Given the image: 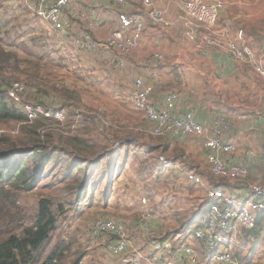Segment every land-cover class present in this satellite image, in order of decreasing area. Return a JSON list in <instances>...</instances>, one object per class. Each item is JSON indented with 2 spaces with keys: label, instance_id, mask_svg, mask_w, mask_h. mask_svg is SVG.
Instances as JSON below:
<instances>
[{
  "label": "rangeland",
  "instance_id": "rangeland-1",
  "mask_svg": "<svg viewBox=\"0 0 264 264\" xmlns=\"http://www.w3.org/2000/svg\"><path fill=\"white\" fill-rule=\"evenodd\" d=\"M153 1L155 6L170 19L171 26L168 28L159 27L145 15L146 30L143 35L142 47L140 46L124 56L128 66L125 64L122 68L115 69L110 62L113 57L106 62L96 54H89L73 46L45 21L37 18L24 1L0 0V48H4L5 54L9 58L6 64L0 65V69L6 66H13L17 69V71L9 72L6 68L5 71L0 72V79L15 75V78L19 80L35 83L41 90L50 91L53 89L52 91L61 97L63 93L67 94L65 92L70 91V94L75 96L78 101L73 107H67L65 111L63 110L66 122L72 125L73 116L80 111L84 115L74 129H70L68 124L62 130L56 129V127L55 131L50 130L54 127L53 119H47L43 116L41 119H34L29 122L31 124L29 126L38 133L42 129L45 130V127H48L51 133L52 131L56 132L49 135L48 138H44L42 143L35 141L38 139L33 128H22V123L19 122L0 123V136L3 139L7 138L19 142V147L21 145H27L28 148L32 145H44L48 149L58 146L66 150L65 153L61 150L55 153L52 151V157L35 187L28 192H17L5 199V212L0 215V233H5L7 236L19 232L13 220L18 219L19 225H29L33 222L38 200L42 197H47L55 205L60 204L66 209L58 218L55 230L43 245L37 263L31 264L42 263L61 242L68 249L64 259L59 264H115L107 256L109 254L108 249L103 244V242H107V238L102 236L96 238L90 234V226L93 220L99 216L104 217L101 212H107L110 207H108L109 204L105 205L101 202V195L106 192L110 193L109 189L107 190L109 187L107 175L102 178V173L108 171L109 161L111 163L108 155L112 152L110 159L115 161L116 167L111 178L115 176V179L123 177L124 180H127L132 177V173H130L132 164L141 163L140 161L144 158L132 147L123 145L124 135L134 134L138 138L136 146L140 144L152 145L158 140L164 139V137L148 134L147 120L142 113L133 108L129 100L134 80L140 75L143 76L141 72L146 74L141 69L139 72L138 67H140L139 64L142 59L150 56L154 51H165L167 58L164 54L163 57L174 64L175 60L183 61L185 59L187 63L208 65L211 63L210 59L205 57V59L199 60L200 58L194 56L192 51L206 49L223 52L222 48L209 43V38L217 35V32L223 28H225L226 33L225 40L229 39L228 35L238 31L239 27L246 29L248 34L252 33L250 34L251 37H248V41L244 38L240 46L249 47L254 52L258 51L262 44L264 0H224L225 7L221 13L225 12L227 16L224 15L220 18V13L217 23L212 29H201L194 39H190L186 35L178 18L181 15V4L184 0ZM127 5L131 11H143L139 0H127ZM112 8L114 7H100L99 10L103 12L104 16H106V12L107 15L111 13L112 20L114 14ZM224 17L230 22L229 27L222 28L220 26L219 21L223 20ZM77 27L83 29L84 24L77 21ZM77 31L81 30L78 29ZM138 56L141 58L138 64H134L133 61ZM4 58L7 56L5 55ZM15 59L17 61H14ZM159 65L160 62L157 65L158 68ZM204 73L210 74L207 71ZM184 76L187 77V74L183 73L180 82L175 84L176 86L179 83L177 86L180 89L177 86L176 89L180 90L181 94L189 89L188 85H184L187 83ZM191 77H194V72ZM188 78L190 79V77ZM248 80L245 81V86L246 82L250 83ZM172 81L175 82L176 80L173 79ZM192 81L196 80L191 79L190 82ZM204 81L205 79L202 77L200 85L203 86ZM210 84L215 90L221 86L219 82H210ZM206 90L205 88L202 89L201 97L209 102L214 99V96ZM62 99L64 100V97ZM23 100L28 104L38 103L25 94ZM48 101L49 98L44 97V102ZM253 106L256 107V105ZM20 107L25 111L23 104ZM71 133L88 137V143L95 144L94 151L89 153L80 148L74 150L67 147L66 138L58 134L67 136L72 135ZM22 142L24 143L22 144ZM115 142L119 143V147L117 145L118 148L115 149L117 151H112ZM183 143L184 141L175 140L171 144L174 145V149L179 150ZM139 148L135 150H139ZM178 155L180 156V152L176 153V157ZM66 159L67 164H65ZM181 161L184 162V160ZM75 164L77 166L74 168ZM119 165H121L120 171L117 168ZM70 170L75 175L73 178H67V173ZM86 174L91 176L90 181H86L84 177ZM95 178H98V186L93 188L91 182H94ZM163 179L157 180L152 185V189H150V185L144 183V179L140 180V187L148 189L140 192H122V196L126 199L122 207L126 209L123 212L125 217H135L136 219L140 208V198L145 195L150 201V208L157 215L156 227H162L161 235L164 233L168 235L189 222L198 221V223L191 224V228H189L191 231L192 225L199 224L203 218L202 214L196 217L193 215L198 209L199 198L204 196V189L184 183V178H176L175 181L170 179L171 181L165 182L162 181ZM179 179H183V181ZM101 181L102 186L104 189L106 186L107 190L103 193L100 192L99 183ZM92 188L94 190H92L93 195L98 196L94 201L91 198ZM79 189H81V193L78 200ZM10 191L14 192V189H10ZM114 219L116 220V218ZM125 222L128 225V222ZM254 227L248 239L243 237V231L238 236V244L233 248L237 264H264V222H260ZM136 233L128 226L127 235L132 245L126 254L130 255L138 250L147 256L146 243L141 233L138 234L137 231ZM158 234L157 238L161 236L160 233ZM135 235L140 239L142 238L144 242L141 239L142 242L136 244ZM189 236L190 232L187 237ZM193 241L190 239V242ZM201 250H203L202 247L198 248L199 253ZM146 258L145 261H139V264H149L146 262Z\"/></svg>",
  "mask_w": 264,
  "mask_h": 264
},
{
  "label": "built area",
  "instance_id": "built-area-1",
  "mask_svg": "<svg viewBox=\"0 0 264 264\" xmlns=\"http://www.w3.org/2000/svg\"><path fill=\"white\" fill-rule=\"evenodd\" d=\"M24 1L37 18L45 21L73 46L89 54H96L106 62L113 57L114 59H110V62L115 69L122 68L126 63L124 56L141 46L146 30L145 15L159 27L168 28L172 24L164 12L155 6L153 0H139L143 11H128L127 0H105L117 9L116 25L107 28L105 37L94 38L92 33L103 28L101 15L96 12V9L89 7L82 12L78 10L80 5H86L89 0ZM224 7V0H184L181 4L182 12L178 18L186 35L194 39L201 29H212ZM65 10L80 12L79 19L84 24L82 31H76L75 34L70 31L71 27L64 17ZM225 34V28H223L217 32V35L209 38V43L222 48L232 61L249 64L255 72L264 76V34L262 44L255 52L249 47L240 46V43L244 41L243 30H238L233 38L228 35L229 39L226 40ZM162 60L163 53L154 51L140 61V66L146 71L147 76L136 77L129 100L147 120V131L151 136L181 141L189 137H204L203 147L207 151L206 161L213 179L210 187L204 190V197L208 201L207 223L204 221L201 223L202 226L189 231V237H185L179 228L171 232L169 237L158 242L156 240L157 215L149 207L150 201L144 195L139 201L136 231L138 234L141 233L146 243L147 256L138 250L130 255L126 254L132 244L127 235L128 225L125 221L98 218L91 224L90 234L96 238L101 236L107 238V242L103 244L112 256L119 259L115 264H139V261H145V257L149 264H237L233 248L238 244V236L242 230L253 229L258 213L264 212V184H248V194L241 197L229 191L228 187H223V183L230 185L242 183L248 175L246 165L227 160V157L235 154L236 147L225 140L230 126L224 117H215L208 128L195 119L193 110H187L182 114L177 113L178 95L174 91L166 94L162 107L150 100V95L159 81L157 65ZM26 92L27 89L23 83L13 81L7 89V96L15 104L19 106L23 104L29 122L42 116L53 119L54 127L50 130H54L55 127L62 130L69 124L66 122L63 110L44 106L41 103L24 102L23 95L26 96ZM83 116L81 111L76 113L69 128L74 129ZM261 117L264 130V108ZM44 129L39 133L41 137L49 131L48 127ZM114 144L112 151H117L115 149L119 147V143ZM138 153L148 160L155 157L154 159L159 163L156 167L158 172L166 169L178 170L184 172L187 181L193 185L205 186L199 175L187 172L183 165L171 161L164 155L152 156L150 151L142 147L139 148ZM190 239L194 241L190 242ZM200 247L205 251L201 250L199 253Z\"/></svg>",
  "mask_w": 264,
  "mask_h": 264
},
{
  "label": "crops",
  "instance_id": "crops-1",
  "mask_svg": "<svg viewBox=\"0 0 264 264\" xmlns=\"http://www.w3.org/2000/svg\"><path fill=\"white\" fill-rule=\"evenodd\" d=\"M87 7L96 9V12L101 15V18L103 20V28L99 31L93 32L92 36L94 38L105 37L107 28L109 26L116 25L115 12L117 11V9L112 8L114 14L113 19L111 20V13H108L109 15H107L106 12V16H104L103 12L99 10L100 7H111L109 2L105 0H89L86 5H80L78 10L82 12ZM127 10L131 11L129 8H127ZM80 12H69L67 10L64 11V17L71 27L70 31L74 34L78 29L82 31L81 28L77 27V21L82 22L79 19ZM222 13L220 18L224 15L227 16L225 12L223 14ZM226 19L227 18L224 17L223 20L219 21L222 28L225 26H230V22ZM114 21L115 23H113ZM239 28L240 29L238 30H243V33L245 32L246 35L244 34V38H246V40L248 41V37H251L250 34L252 33L248 34L246 29H244L243 27ZM236 32L230 34V38H233L236 35ZM143 39L144 37L142 38L141 47ZM164 52L162 53L166 57V54ZM192 53L194 54V56L199 57V60L205 59V57L206 59H210L211 63L205 66H201V64L199 63H187L186 60L181 57L183 61L175 60L174 64L173 62L168 61L163 57L164 60L160 62L158 68L159 81L156 83L150 95V100L159 107H162L166 94L170 91H174L178 95L177 113L182 114L187 110H193L195 112V119L208 128L211 125V121L215 117H224L230 126L229 132L225 135V140L230 141L236 147L235 154L227 157V160L234 163L246 165L248 168V175L245 181L242 183H236L233 185L223 183V187H228L229 191L235 192L239 197L246 196L248 194V184H264V130L262 128L263 120L261 117V112L264 108V76L256 73L249 64L232 61L229 58L228 54L222 51L205 49L202 51H192ZM141 56H138L136 60L134 59V64H138ZM125 64H127L128 66V62H126ZM140 67H138L139 72L140 69L142 71L144 70L142 67ZM170 70H172L171 73ZM206 71L210 72V74L204 73ZM193 72L194 77H191L193 75ZM183 73L187 74V77L184 76L186 77V79H184L187 80V83H185L184 85H188L189 89H186V92H184V94H181L180 90H178L180 89V87L177 86L179 83L176 85L178 89H176L175 84L177 82H180V78L183 76ZM141 74L144 77L147 76V74L143 72H141ZM188 77H190V79ZM202 77L205 79L203 86L200 85V80L202 79ZM173 79H175L176 81L173 82ZM191 79H194L196 81L190 82ZM246 80H248V82L250 83L246 82L245 86L244 83ZM210 82H219L221 83V86L215 90ZM203 88L207 89L206 91L212 94L214 96V99L206 102L201 97ZM222 94H224V96H222ZM253 105H256V107H254ZM124 136L125 137H123L122 139L124 146L132 147L134 151H138L135 149H137L138 147H142L150 151L152 156L158 154L164 155L171 161L183 165L184 169H186L187 172H192L199 175L205 185L204 187L199 186L200 188L205 190L206 187H210L213 179L210 176L209 167L206 161L207 151L203 147L204 137H189L184 140V143L180 146L181 149L178 150L174 149V145L171 144L175 140L173 141V139L168 137H164L162 141L158 140L157 143L152 145L140 144L136 146L138 138L134 136V134ZM153 152L156 154L154 155ZM179 152L180 156L178 155V157H176V153ZM111 153H109L108 155L109 160H111V163L110 161L108 163V171L102 173V178H104L106 175L108 177L109 187L107 188V190L109 189L110 193L106 192V186L105 189L102 186L103 180L99 183L100 192H106L101 195V202H103V204L105 205L109 204L108 207H110L107 212H101L103 213L104 217L99 216L96 219L116 218L117 220L127 221L129 229L131 228V230L136 233L135 217H125L123 213L124 211H126L125 208H122L126 199L122 196V192H140L141 190L144 191L145 189H148L145 187L142 189L140 187V180L144 179V183L146 185H150V189L153 188L152 185H154L157 180H160L162 178H164L162 180L163 182L171 181L170 179H173L175 181L176 178H184V181L183 179L179 180H182L184 183L193 185L191 182L187 181L184 172L170 169L158 172L156 167L159 166V163L156 161V159H154L155 157H152L151 160L142 159L140 161L141 163H138L136 165L132 164V167L130 169L132 177L128 178L127 180H124L123 177H118L117 179H115L114 176L111 178L114 171L116 170L115 161L113 159H110V156L112 155ZM179 159L184 160V162ZM117 168L118 171H120L121 165H119ZM84 177L86 181H90V175L86 174ZM91 183H93L92 186L93 188H95L98 184V178ZM101 187H103V189H101ZM93 188L91 189V198L94 201L98 196L93 195ZM80 193L81 189H79L78 200L80 198ZM203 203H205V207L203 206ZM111 208L112 210H110ZM207 211L208 201L203 196L202 198H199L198 209L194 212V215L198 216L202 214L205 220ZM261 213L264 214V212H259L258 214ZM96 219H94L93 222ZM135 236L136 244L142 242L137 235ZM108 253L109 254L107 256L111 258L114 263L119 260L118 258L112 256L109 251Z\"/></svg>",
  "mask_w": 264,
  "mask_h": 264
},
{
  "label": "trees",
  "instance_id": "trees-1",
  "mask_svg": "<svg viewBox=\"0 0 264 264\" xmlns=\"http://www.w3.org/2000/svg\"><path fill=\"white\" fill-rule=\"evenodd\" d=\"M7 58H4V56ZM9 60L8 55L5 54L4 48H0V65L6 64ZM14 61H17L16 59ZM10 71H17L13 66H6L0 69V72L5 71V69ZM13 74V73H12ZM11 79V81H9ZM19 81L22 82L26 89V95L28 98L34 102L43 104L44 106H52L60 110H66L67 107H73L74 104L78 101L75 96H72L70 91H66L62 95L64 100L58 93L50 90H41L35 83L30 81H22L18 78H15V75H10L8 77H2L0 79V123L10 124V123H22V128H33L30 127L28 117L22 108L13 103L7 96V89L11 82ZM39 85V83H37ZM44 97H48L49 101L44 102ZM72 112V109H70ZM67 112V111H66ZM38 117L36 119H41ZM33 125V124H32ZM33 132L37 135V139L40 143L48 138L49 135H52L51 131H48L41 138L38 131L33 128ZM39 134V135H38ZM66 138L67 147L70 149L76 150L77 148L82 149L83 151H88L91 153L95 144H89L88 137L85 135L72 134V135H61ZM24 142H22L23 144ZM61 150L63 153L66 152L64 148L52 147L48 149L46 146L41 145H32L29 148L27 145H21L19 147V142L11 141L10 139H3L0 136V215L5 212V199H8L11 195L17 192H28L35 187L41 175L45 171L50 158L52 157V151ZM67 159L65 164H67ZM77 164L73 167L75 168ZM73 171L70 170L67 173V178L74 177ZM14 189V192L10 191ZM204 207L206 206L203 203ZM65 209L62 205H55L54 202L47 198L42 197L38 200L37 211L34 216V220L29 225H19L17 222L18 219L13 220L16 224V228L19 230L18 233L14 232L9 235L5 233H0V264H31L37 263L39 253L43 245L47 242L50 237V234L55 230L58 218L62 215ZM197 215H193L196 217ZM207 223L204 217L202 221H199V224L192 225L193 228L202 226L200 223ZM264 222V214H258L256 224ZM192 223H198V221H192L186 225L180 227L179 231L184 234L185 237L189 235V228H191ZM255 224V226H256ZM255 228V227H254ZM253 228V229H254ZM157 233L162 232V227L157 228ZM253 229L244 232L243 237L248 239ZM189 230V231H188ZM192 230V229H191ZM159 235V234H158ZM169 237V234L161 235L156 240L158 242L162 241L163 238ZM67 246L61 242L53 251H51L42 263L38 264H59L61 260L65 257V252ZM205 251L204 248H202ZM76 264V263H75Z\"/></svg>",
  "mask_w": 264,
  "mask_h": 264
}]
</instances>
